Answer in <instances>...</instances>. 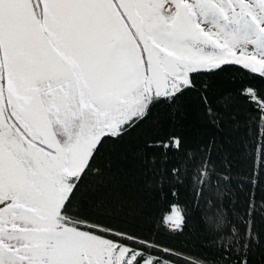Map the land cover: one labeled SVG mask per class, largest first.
Returning a JSON list of instances; mask_svg holds the SVG:
<instances>
[{
  "label": "snow or ice",
  "instance_id": "1",
  "mask_svg": "<svg viewBox=\"0 0 264 264\" xmlns=\"http://www.w3.org/2000/svg\"><path fill=\"white\" fill-rule=\"evenodd\" d=\"M0 264H264V0H0Z\"/></svg>",
  "mask_w": 264,
  "mask_h": 264
},
{
  "label": "trees",
  "instance_id": "2",
  "mask_svg": "<svg viewBox=\"0 0 264 264\" xmlns=\"http://www.w3.org/2000/svg\"><path fill=\"white\" fill-rule=\"evenodd\" d=\"M166 209H167V205H166L165 201H163V200H156L152 206V211L154 213H159V212L166 210ZM192 226L194 228L199 227V225L196 222V217H193Z\"/></svg>",
  "mask_w": 264,
  "mask_h": 264
}]
</instances>
